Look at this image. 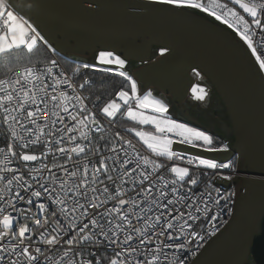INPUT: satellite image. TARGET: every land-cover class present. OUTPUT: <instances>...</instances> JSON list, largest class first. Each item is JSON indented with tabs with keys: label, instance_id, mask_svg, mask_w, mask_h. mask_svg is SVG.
I'll list each match as a JSON object with an SVG mask.
<instances>
[{
	"label": "snow or ice",
	"instance_id": "6c2138e0",
	"mask_svg": "<svg viewBox=\"0 0 264 264\" xmlns=\"http://www.w3.org/2000/svg\"><path fill=\"white\" fill-rule=\"evenodd\" d=\"M153 5L162 6L156 11L192 8L213 17L251 49L258 71L264 70V59L256 55L257 45L264 48V0H211V6L202 0H151L144 9ZM41 43L56 51L34 23L0 0V65L6 69L0 77V125L10 137L0 146V264H186L176 253L187 256L188 243L204 239L192 230L194 224L209 215L216 221L221 200L232 195L220 196L218 188L216 197L194 191L198 180L189 179V166L217 170L216 178L230 180L219 170L232 169L233 162L187 154L174 145L215 153L229 146L170 118L151 92L140 95L137 81L123 71L125 60L112 51H101L96 64L82 65L98 72L112 71L101 64L116 65L130 85L104 103L98 117L80 94L84 85L78 89L72 77L57 71L55 59L43 64L32 59ZM120 113L137 125L123 131L138 139L143 154L121 130L104 127L103 119L111 122ZM40 144L45 151L39 155L30 150ZM49 157L63 162L49 164ZM57 248L63 249L59 259L51 255Z\"/></svg>",
	"mask_w": 264,
	"mask_h": 264
},
{
	"label": "water",
	"instance_id": "95a60500",
	"mask_svg": "<svg viewBox=\"0 0 264 264\" xmlns=\"http://www.w3.org/2000/svg\"><path fill=\"white\" fill-rule=\"evenodd\" d=\"M42 14L98 34L129 36L122 49L129 55H146L147 43L161 40L177 51L170 59L156 60L139 70L144 86L170 93L176 102L184 99L193 84V60L213 75L237 112L240 132L225 153L174 145L176 150L218 162L234 159L243 148L245 162L231 181L216 179L229 188L241 182L235 211L226 226L211 238L190 264H237L251 254L264 264V81L245 47L222 27L186 10L144 9L151 0H13ZM170 7V6H168ZM259 228L254 239L250 234Z\"/></svg>",
	"mask_w": 264,
	"mask_h": 264
},
{
	"label": "rangeland",
	"instance_id": "374dc122",
	"mask_svg": "<svg viewBox=\"0 0 264 264\" xmlns=\"http://www.w3.org/2000/svg\"><path fill=\"white\" fill-rule=\"evenodd\" d=\"M8 2L11 5V10H13L19 16H22L24 19L28 20L30 23H34V26L37 27V30L41 31V34L45 37V39L49 41L54 49H56V53L67 56L71 60L77 61L78 63L96 64L97 58L101 51H112L114 55H119L122 59L125 60L123 71L132 76V78L137 81V84L140 79L139 72H137L139 70L138 68L144 66L145 61L151 58L157 52L161 51V49L170 48L168 43L161 40H154V43L148 41L152 46V51L147 56L137 58L133 55L124 53L122 46L127 40L130 39L129 36L125 34L112 32L98 34L87 28L68 24L55 17L42 14L36 10L28 8L27 6L20 5L13 0H8ZM184 9L210 21L213 24L222 27L224 30L234 35V32L231 29H228L226 25H223L222 23L216 21L213 17L207 15L206 13L198 9ZM99 67H110L112 71L116 72H119L121 70L116 65L101 64L99 65ZM260 71L264 76V70ZM155 88V86H151L147 87V90L154 91L158 89ZM152 98L159 99L162 103H164V100H161V98L154 96H152ZM171 105H173V108L170 111L167 109V115L170 117H175L182 120L183 122H187L188 124H196L198 125V127L208 132L211 131L213 123H216L217 127H222V129L226 130V135L223 134L222 136L223 140L229 146L232 145L238 137L236 136L235 139L234 131L230 130L231 122L229 117H227V115L225 114L226 112H223L224 107L221 102L215 103L214 106L208 105V107L211 108L213 112L218 113V116L216 119H214V121L204 112L199 113L195 110H189L187 106L179 107L178 103L174 101H172ZM133 123L135 124V122ZM146 127H148L149 129L143 130H154L150 126ZM117 129L124 130L119 128ZM215 131L218 130L215 129ZM219 135L221 134L219 133ZM234 160L236 163V170L239 171L243 167L245 162L243 148L238 151ZM237 264L256 263L251 254H246Z\"/></svg>",
	"mask_w": 264,
	"mask_h": 264
},
{
	"label": "built area",
	"instance_id": "2783aa9c",
	"mask_svg": "<svg viewBox=\"0 0 264 264\" xmlns=\"http://www.w3.org/2000/svg\"><path fill=\"white\" fill-rule=\"evenodd\" d=\"M202 2L205 5L211 6V0H202ZM220 2H228V0H220ZM231 6V5H230ZM239 10V9H238ZM242 12V10H240ZM238 42H240L245 49L249 52V54L252 56L253 60L255 61L256 65L259 68V63L258 61H256V56L252 55L251 49L247 48V45L244 44L243 41H241L239 39L238 36H236V34L234 33V35H232ZM257 40H259V35L256 37ZM256 55H260L262 59H264V48H261L259 45H257V53ZM55 59V58H54ZM53 60V59H52ZM58 62V68L57 71H63L65 74H67L68 76L71 77V75L65 70V68L59 63V61L57 59H55ZM46 63V62H44ZM43 64V63H42ZM261 72V71H260ZM262 74V73H261ZM263 76V75H262ZM73 82L75 83V85L77 86V88L79 89L78 85L76 84V82L73 80ZM71 92V90H69ZM81 94V92H80ZM82 95V94H81ZM83 96V95H82ZM87 98V97H86ZM86 103L88 104V106L90 108L93 109V111H95L99 117V111L97 110V108L94 105H90L87 100ZM102 123L104 125V127L106 128L109 125H112L111 122L108 119H103ZM7 131V130H6ZM122 134L125 136V138H132L133 142L137 144V147L141 149V152L143 154V148L142 146L138 143V141L136 139H134L132 136H130L129 134L121 131ZM8 134V133H7ZM9 135L7 137V141L0 145L3 147H6L7 143L9 142ZM93 147V145H92ZM18 153L21 151L20 147L17 145L16 149H15ZM31 151H34L36 154H40L41 152L45 151V148L43 146V144L40 145H34L32 146V148L30 149ZM94 150V148H93ZM106 154V153H105ZM89 156H91V153L89 154ZM81 160L83 159V157L80 158ZM233 162V168L232 169H226V170H219L222 172L223 175H230L232 178L234 176H236L237 170H236V163L234 159H231ZM99 161V156H96L94 159L95 163H98ZM47 162L49 164L55 162V163H62V160H55L53 161V159L51 157H49L47 159ZM34 166V165H33ZM181 166H187V165H181ZM190 170L191 169H200L201 167H197V166H189ZM216 171L217 170H209V169H205L204 168V174L206 176V179L204 181H201L199 183V185L194 186V191H207V192H211L213 197L217 196L216 193V189H220L219 195L220 196H228L229 194L231 195V198L225 202L224 200H221L220 202V215L218 216L217 220L214 222H211V215H209V217L207 218H202L200 221H198L197 223L194 224L193 226V231H196L199 233L200 236L204 237L203 241L200 242L197 239L191 240L188 243L187 248L185 249V251L187 252V256H183L182 253H176V255L180 256V258L185 259L186 264H190L193 260V258L202 250V248L204 247V245L214 236H216L225 226L226 224L229 222V220L231 219L234 211H235V207H236V203L238 201V197L241 191V182L238 181L235 184H232L229 188H224L221 186H217L215 184V180L216 178ZM232 178L230 180H224L222 178H218L224 181H231ZM187 187V186H186ZM216 209L213 208L212 209V214H215ZM215 231V235H210L209 233L211 231ZM200 245L199 247H197V245ZM87 251H92L93 249L85 246ZM169 253V257L171 258L173 256V251L172 250H167ZM63 252L62 248H57L56 251H54L53 253H51V255H55L57 257V259H59V254H61ZM193 253H195V255H193ZM107 255H111L112 253H106ZM178 264V262H177Z\"/></svg>",
	"mask_w": 264,
	"mask_h": 264
},
{
	"label": "trees",
	"instance_id": "16d2710c",
	"mask_svg": "<svg viewBox=\"0 0 264 264\" xmlns=\"http://www.w3.org/2000/svg\"><path fill=\"white\" fill-rule=\"evenodd\" d=\"M22 53H17V55H21ZM57 59L59 63L65 68V70L71 75L73 80L76 82L78 87L83 84L84 87L80 89L81 94L84 97H87V102L90 105H94L97 110L103 107L104 103L108 100L116 99L115 93L120 89L130 90L129 82L118 75V72L111 71V72H98L94 69H84L82 67V63H78L77 61L71 60L67 56H63L56 52H51L48 50L46 45L42 43L38 47V49L32 54V59L34 61H40L41 63L47 62L52 59ZM80 66V72L77 74L75 73V69ZM6 69L0 65V77L5 74ZM99 98V99H98ZM98 100V102H97ZM95 102V103H94ZM126 111V108L124 109ZM112 125L106 127L108 132H115L119 129H125L127 127H136L137 125L133 122L127 120L123 113H120L114 120L111 121ZM144 129H149L148 127H144ZM123 131V130H121ZM124 132V131H123ZM126 133V132H125ZM129 134V133H127ZM107 135V133L105 134ZM131 135L134 139H136L132 134ZM7 131L6 129L0 125V145L4 144L7 141ZM217 141L220 143L216 136H213ZM138 141V139H136ZM217 147L219 144L216 145ZM96 145L93 144V148L95 150ZM101 148L104 147L103 144L100 145ZM190 177L196 178L198 180V185L201 181L206 179L204 174V168L201 166L200 169H191L190 170Z\"/></svg>",
	"mask_w": 264,
	"mask_h": 264
},
{
	"label": "crops",
	"instance_id": "0c3cea01",
	"mask_svg": "<svg viewBox=\"0 0 264 264\" xmlns=\"http://www.w3.org/2000/svg\"><path fill=\"white\" fill-rule=\"evenodd\" d=\"M147 43H149V42H147ZM151 43H154V40H152ZM149 45H150V43H149ZM169 47L170 48L167 49L168 51H166L163 55H161V51H159L156 54H154L151 58L146 60L144 63V66L147 64H150L156 60H160V59L170 60L176 54L177 49L174 46H172L171 44H169ZM151 51H152V46L150 45V50H149L148 54ZM148 54H146V55L134 54L133 56L140 58V57L147 56ZM141 68L139 67L138 69L140 70ZM139 70L137 72H139ZM190 73H191V76L193 78V84L190 87V89L188 90L184 99L179 101V102H176L174 100L173 96L170 93H167L165 91L158 90V89L154 90V91H151V90L148 91L147 87L143 85V83L141 82L140 79H139V82L137 84L138 85V93L140 95H142L146 92H151L152 96L158 97V98H161V100H164V104L166 105V107L169 111L173 108V105H171V103H172V101H174V102L178 103L179 107L187 106L189 110H195L196 112H199V113H201V112L206 113L209 117H211V119L213 121H214V119L217 118L218 113L213 112V110L211 108H209L208 105L214 106L215 103L221 102L223 107H224L223 112L224 113L226 112L225 114L227 115V117H229L230 122H231L230 130L234 131V134H235L234 138L236 139V136H238V134L240 132V123H239L237 112H236L234 105L231 102V100L228 98V96L226 95L224 90L217 83V81L215 80L213 75L201 63L197 62L196 60L195 61L193 60L192 65H191V69H190ZM196 73H199V75H197ZM193 89H196L195 94L193 93ZM201 89H203V92L200 91ZM200 95H204L205 98L203 100L196 99V96H200ZM170 118L175 119L179 122H183L182 120L177 119L175 117H170ZM184 123H187V122H184ZM189 125L193 126V127H198V125H196V124H189ZM198 128H200V127H198ZM215 129H217L218 131H215ZM201 130H203V129H201ZM219 133L221 135H219ZM208 134H210L212 136H216L219 140H221L222 143H225L222 136H223V134L226 135V130L222 129V127H217L216 123H213V127H212L211 131L208 132Z\"/></svg>",
	"mask_w": 264,
	"mask_h": 264
},
{
	"label": "bare ground",
	"instance_id": "6f19581e",
	"mask_svg": "<svg viewBox=\"0 0 264 264\" xmlns=\"http://www.w3.org/2000/svg\"><path fill=\"white\" fill-rule=\"evenodd\" d=\"M152 86V85H151ZM151 86H148V87H151ZM157 88V87H156Z\"/></svg>",
	"mask_w": 264,
	"mask_h": 264
}]
</instances>
